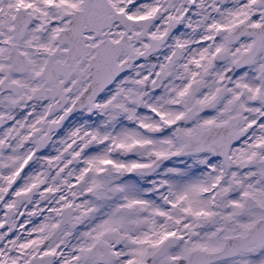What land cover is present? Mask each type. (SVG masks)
<instances>
[{"label":"snow or ice","instance_id":"1","mask_svg":"<svg viewBox=\"0 0 264 264\" xmlns=\"http://www.w3.org/2000/svg\"><path fill=\"white\" fill-rule=\"evenodd\" d=\"M0 264H264V0H0Z\"/></svg>","mask_w":264,"mask_h":264}]
</instances>
